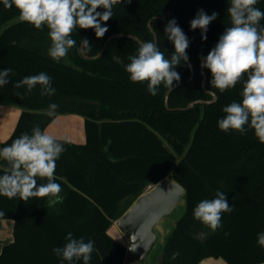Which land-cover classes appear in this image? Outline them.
<instances>
[{"label": "trees", "instance_id": "16d2710c", "mask_svg": "<svg viewBox=\"0 0 264 264\" xmlns=\"http://www.w3.org/2000/svg\"><path fill=\"white\" fill-rule=\"evenodd\" d=\"M229 6L230 0H122L113 5V17L106 22L108 31L102 38L91 29L85 53L96 56L106 40L117 34L155 41L150 20L174 18L190 41L187 53L194 77L188 81V66L176 68L179 83L184 84L172 91L169 106L184 108L194 101L211 100L212 76L205 69V92L200 63L230 26ZM255 7L264 11V0ZM200 9L209 15L218 13L208 27L207 40L201 39L199 29H190ZM18 17L15 6L6 8L0 0V70L12 69L10 83L0 87V103L21 109L14 131L0 142V148L22 133L31 134L34 126L45 131L58 115L83 116L85 142L56 139L65 148L55 170L62 203L49 207L48 197L21 201L0 196L4 212L0 220L14 223L13 241L2 248L0 264H68L53 249L64 246L69 232L73 238L95 241L89 264H128L127 246L110 229L149 187L166 178L185 188V211L158 252L157 263L200 264L214 258L224 264H264V247L257 243L258 233L264 232V144L247 125L243 135L218 127L223 107L242 100L243 80L223 93L212 89L217 96L212 104L168 110V89L163 84L152 96L147 82L133 83L125 71L128 57L138 49L135 40L113 39L100 57L87 60L80 52L87 30L77 28L71 37L76 45L69 50L67 62L57 63L48 56V28L37 30ZM260 23L264 26V20ZM166 24L152 21L157 44L170 59L174 47L164 34ZM41 72L51 77L54 95L41 96L39 85L31 93L26 86L14 88L24 77ZM51 103L59 106L55 117L44 112ZM5 163L0 160V165ZM37 182L47 181L37 178ZM218 190L227 193L232 211L221 214L222 227L212 232L194 219L193 209L204 199H214ZM175 252L179 256L172 259ZM72 264H83V260Z\"/></svg>", "mask_w": 264, "mask_h": 264}, {"label": "clouds", "instance_id": "9594fccd", "mask_svg": "<svg viewBox=\"0 0 264 264\" xmlns=\"http://www.w3.org/2000/svg\"><path fill=\"white\" fill-rule=\"evenodd\" d=\"M126 2L130 3L131 0ZM257 2L230 0L227 8L230 26L225 28L208 54L201 58L200 67L211 73V90L223 93L243 80L242 100L223 107L224 116L218 121L219 129L225 133L234 130L242 135L247 129H252L259 142L264 144V26L260 23L264 20V11L255 7ZM117 3H122V0H3L6 8L15 6L19 21L37 30H43L44 26L48 28L51 42L48 56L57 63L62 59L67 62L69 50L76 45L71 37L77 28L93 29L95 36L102 38L108 31L106 22L113 17V5ZM217 16L215 11L209 15L200 9L190 21V29H199L201 39L207 40L208 27ZM164 34L174 47L170 59L166 58L157 42L137 40V52L128 57L130 62L125 65L130 81L147 82V91L152 96L158 94L162 84L169 91L179 84L181 76L176 71L177 67L182 64L191 67L187 53L190 41L174 18L165 25ZM83 43L89 44L87 40H83ZM11 73L10 68L0 70V87L10 83L8 78ZM245 76L247 78L243 79ZM37 85L41 88V96L55 94L52 79L44 72L24 77L14 84V88L26 86V91L31 93ZM15 95L21 96L20 93ZM58 107L56 103H51L44 112L55 117ZM64 151L63 144L38 125L32 128L31 134L22 133L10 145L0 148V160L6 162L0 165V196L9 199L19 197L21 201L48 197L49 207L62 203V188L55 182V170L56 161ZM104 151H107V147ZM109 159L116 162L114 157ZM37 178L47 182L38 184ZM226 196L227 193L218 190L214 199L200 201L193 209L194 219L212 232L217 231L222 227L221 214L232 211ZM3 215L4 212L0 211V216ZM65 239L67 242L64 246L54 248L53 253L68 264L81 259L83 264H89L95 241L73 238L71 232ZM257 243L264 247V232L258 233ZM129 251H135V247L130 246ZM178 256L179 252H175L172 259Z\"/></svg>", "mask_w": 264, "mask_h": 264}, {"label": "water", "instance_id": "95a60500", "mask_svg": "<svg viewBox=\"0 0 264 264\" xmlns=\"http://www.w3.org/2000/svg\"><path fill=\"white\" fill-rule=\"evenodd\" d=\"M153 20H162L167 23L168 20L161 19L160 17H154L149 22V29L152 33L155 42L158 41L157 34L152 27ZM91 29H87L84 40L88 41L89 35L91 34ZM118 38H129L133 39L137 42V40L141 41L138 37L132 35H124L117 34L109 37L102 51L94 57H90L85 53V46L82 42L80 47V52L83 58L96 59L101 56V54L105 51L107 45L113 39ZM143 42V41H142ZM190 63V62H189ZM70 65V64H69ZM191 65V64H190ZM191 75L188 81H191L194 77V69L191 65ZM202 74V88L205 92H207L206 84H207V74L206 70L201 68ZM187 81V82H188ZM184 83L177 84L175 88H179ZM167 90L165 95V106L168 110H186L193 108L195 105H204V104H212L217 100L216 94L213 95V92H209L212 96L211 100H198L192 103H189L186 107L172 109L169 106V99L172 91ZM186 196V190L183 186L177 183L175 180L171 178H166L160 181L158 184L149 190L148 192L141 195L138 200L134 202V204L130 207V209L116 222L117 228L121 231V233L128 240V252H130L138 261L139 264H145L152 250L154 249L158 235L156 233V228L158 225L167 218L176 207L184 202V198ZM135 247V251H129V248ZM157 264H161V260Z\"/></svg>", "mask_w": 264, "mask_h": 264}, {"label": "crops", "instance_id": "0c3cea01", "mask_svg": "<svg viewBox=\"0 0 264 264\" xmlns=\"http://www.w3.org/2000/svg\"><path fill=\"white\" fill-rule=\"evenodd\" d=\"M21 109L17 112H12L7 108L0 110V142L5 141L10 137L18 122ZM15 116V121H11L10 117ZM64 117V118H62ZM54 123L57 126H52ZM80 123L83 124V132L80 130ZM85 118L80 115H64L57 116L55 120L49 124L45 131L52 135L55 139L69 140L75 143L85 142L84 131ZM58 124L60 126H58ZM51 127V128H50ZM13 221L0 220V252L2 248L13 241ZM117 239V238H116ZM200 264H224L222 259L208 258Z\"/></svg>", "mask_w": 264, "mask_h": 264}, {"label": "rangeland", "instance_id": "374dc122", "mask_svg": "<svg viewBox=\"0 0 264 264\" xmlns=\"http://www.w3.org/2000/svg\"><path fill=\"white\" fill-rule=\"evenodd\" d=\"M3 108H7V109L11 110L12 112H17V110L18 111L20 110V108H18L16 106H11V105H6L3 103H0V110H2ZM58 116H61V115H58ZM62 116H64V115H62ZM14 117L15 116L10 117L12 119L11 120L12 122L15 121ZM62 118H64V117H62ZM52 126H57V125L54 123V125H52ZM58 126H60V125L58 124ZM79 127H80V130H82V132H83V124L82 123H80ZM152 188L153 187H149L146 192H148ZM184 211H185V205L182 202L181 204H179L176 207V209L167 218H164V220L158 225V227L155 230L157 235H158L157 243H156L154 249L152 250L151 254L149 255L145 264H157L156 259H157L158 252L161 251L160 249L163 247L166 238L169 236V234H171V231L173 230L177 220L182 216ZM110 234L112 236H114L115 238H117L122 243H124L128 248V245H129L128 240L119 231V229L116 226V223H114L113 227L110 229ZM127 263L128 264H139L137 259L130 252H128V254H127Z\"/></svg>", "mask_w": 264, "mask_h": 264}, {"label": "bare ground", "instance_id": "6f19581e", "mask_svg": "<svg viewBox=\"0 0 264 264\" xmlns=\"http://www.w3.org/2000/svg\"><path fill=\"white\" fill-rule=\"evenodd\" d=\"M120 231V230H119ZM121 232V231H120Z\"/></svg>", "mask_w": 264, "mask_h": 264}]
</instances>
